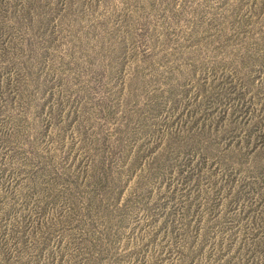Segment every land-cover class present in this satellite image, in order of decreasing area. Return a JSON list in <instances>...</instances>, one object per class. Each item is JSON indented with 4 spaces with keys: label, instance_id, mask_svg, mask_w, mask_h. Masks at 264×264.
<instances>
[{
    "label": "rangeland",
    "instance_id": "obj_1",
    "mask_svg": "<svg viewBox=\"0 0 264 264\" xmlns=\"http://www.w3.org/2000/svg\"><path fill=\"white\" fill-rule=\"evenodd\" d=\"M0 264H264V0H0Z\"/></svg>",
    "mask_w": 264,
    "mask_h": 264
}]
</instances>
